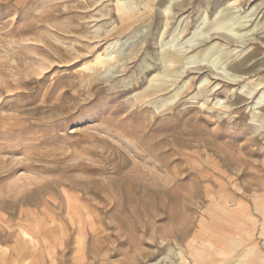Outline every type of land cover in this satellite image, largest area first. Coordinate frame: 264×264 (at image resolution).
<instances>
[{"label": "rangeland", "instance_id": "obj_1", "mask_svg": "<svg viewBox=\"0 0 264 264\" xmlns=\"http://www.w3.org/2000/svg\"><path fill=\"white\" fill-rule=\"evenodd\" d=\"M216 204L264 264V0H0V264H196Z\"/></svg>", "mask_w": 264, "mask_h": 264}, {"label": "bare ground", "instance_id": "obj_2", "mask_svg": "<svg viewBox=\"0 0 264 264\" xmlns=\"http://www.w3.org/2000/svg\"><path fill=\"white\" fill-rule=\"evenodd\" d=\"M133 2H134V0H128V3H130V4ZM99 31L100 30H98L97 33H99ZM163 51H164V55L161 58V61L163 64L169 65V67H172V64H175L180 60L177 58V57H179L178 53H176L177 50L166 51L164 49ZM110 54H112V53H109L107 55V56H109L107 59L105 58V59L99 60L97 67L93 69L95 73L93 75H91V77L89 78L90 80L91 79L99 80L98 74L102 70H105V69L107 70V68L111 67L112 63L117 62L119 59L123 58L125 55L124 52L120 53L122 56L116 55L114 57H111L112 55H110ZM239 64H240V62H239ZM166 84L167 83L165 81L157 82L152 89L145 90L144 95L148 97L149 95H154L157 91H165V90H167ZM218 204H216L217 207L214 210H212V212L210 213L211 221L213 222V224L216 227L211 225L207 229V227L205 226L206 227V229H205V227L203 226V233L205 235L204 239L198 241L199 242L198 245H196L197 243H194V242L188 244L187 255L190 257V259L193 261V263H196V264H213V263L219 262L217 256L216 255L214 256V252L218 253V255L222 256V260H226L232 256H236L238 249H241L242 247H244L247 249V252H242L240 254V260L241 261L247 260V262H245L244 264H254L253 260L257 259L256 258L257 255H256L255 251L252 250L253 248L252 249L248 248L247 243H245L244 240H240L239 242H237L234 245L230 244L231 242L228 243L229 241H233L234 239L241 236L243 229H241V227L238 226V221H239L238 216L232 212L224 211L223 206L220 207ZM82 212H83V210H82ZM247 212H249V211H247ZM223 216L224 217L226 216V218L230 222V225L227 224L226 226H223L222 224H220L219 220L222 219ZM250 222H252V220ZM249 224H252V223H249ZM218 226L222 227V228H226V229L228 228V230L226 232L220 231L217 228ZM261 231H262V229H261ZM179 256H180V259L187 261L185 253L181 252V253H179Z\"/></svg>", "mask_w": 264, "mask_h": 264}]
</instances>
